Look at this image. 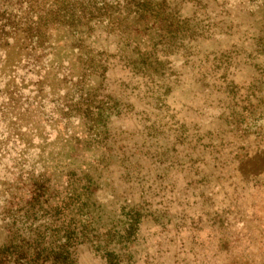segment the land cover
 <instances>
[{
	"label": "rangeland",
	"instance_id": "obj_1",
	"mask_svg": "<svg viewBox=\"0 0 264 264\" xmlns=\"http://www.w3.org/2000/svg\"><path fill=\"white\" fill-rule=\"evenodd\" d=\"M56 204L76 264H264V0H0V246Z\"/></svg>",
	"mask_w": 264,
	"mask_h": 264
},
{
	"label": "trees",
	"instance_id": "obj_2",
	"mask_svg": "<svg viewBox=\"0 0 264 264\" xmlns=\"http://www.w3.org/2000/svg\"><path fill=\"white\" fill-rule=\"evenodd\" d=\"M63 211L64 208L57 204L48 211L51 218L53 214V220L60 216L62 224L59 227L50 224L47 229L50 234H45L46 237L41 233L18 244L11 241L3 243L0 246V264H76L75 249L84 243V239L81 240L82 233L74 224L71 228L63 226Z\"/></svg>",
	"mask_w": 264,
	"mask_h": 264
}]
</instances>
